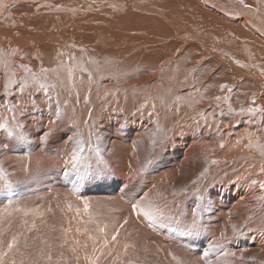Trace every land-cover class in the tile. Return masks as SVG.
Wrapping results in <instances>:
<instances>
[{
	"label": "bare ground",
	"instance_id": "bare-ground-1",
	"mask_svg": "<svg viewBox=\"0 0 264 264\" xmlns=\"http://www.w3.org/2000/svg\"><path fill=\"white\" fill-rule=\"evenodd\" d=\"M29 1L31 0H0L1 89H4L5 87L3 83V81L6 80L5 78H7L9 75L11 77L10 71L12 70L9 67L10 64L14 65L21 63L25 64L27 67L38 66V70L40 69L39 73L42 75V77H39V80H45L44 86H47L48 88L46 90H49L52 94H55L58 97L64 98L62 103L67 104L68 106L66 108L64 107L62 110H65L64 112L70 115V117L71 115L72 117L75 115L74 119H77V117L79 119V114L86 115L87 111L85 110L89 108H85L84 106L82 108L83 110L79 109L80 106L82 107L81 102H78L79 99L77 100L76 97V99L74 98L73 100L74 103H71V99L67 95L72 92L74 94L82 92L79 91L81 90L79 89L81 88L80 84L81 82L83 84L87 79L82 76L81 80L77 79L79 76L73 77L72 68H76V75L77 72H80L83 69L85 72L90 73L91 70H94L96 73H99L97 74L98 78L101 77L105 79V81L101 80V82L99 81L100 83L96 85V87L100 89L103 86H110L111 81H113V76L118 79V82L127 77V81L129 83L130 75L128 76V74H130L131 71L130 69L129 73L127 72L129 70V65H134L137 67L139 70H135L136 72L134 71V74L138 77H141L143 76L145 69L155 68L156 66L161 65L165 58L169 57V59L171 58L172 63L166 66L167 69L163 72L167 73L172 70L177 72V76L175 75V78H173L174 76H170L172 77L171 79L173 83L176 84L181 78V80L187 79V83H193L197 89L207 90V92H202L204 93L203 96L206 97L207 93V97L209 95V100H216V104L219 107L224 106L223 113H225L226 110H229V112L226 111L224 114L226 117L223 119H220L218 116H213V121L211 120V123H218L222 120L218 126L223 129L221 130L220 134L217 133L215 135L219 136V141H221L223 144L220 143L221 145H217V137H212L211 134L208 133L209 130L206 131L209 142L214 146L215 144L218 146V148L215 147L216 149L213 150V147L210 146V143L208 142L205 143H208L209 147H206V144L202 143L203 141H201L200 144L204 145L205 147L200 145L199 142H196L197 144L194 143L197 134L201 135L204 130L199 132L195 128L196 126L191 123L193 118L190 119L183 113L180 115L175 114L177 110L170 111L168 107L171 105L164 107L162 104V99H156L158 100L156 101L154 98L153 100L152 96L150 97L149 95L151 94L150 92H148L149 94L147 95L148 99L146 98V100L142 101L140 100L141 98H138L140 101L137 100L138 102L133 104V106L126 102V100L128 101L127 98L131 91L129 88L126 89V87H123V91L120 90L121 92L114 96L113 102H104V100L101 102V107L99 108V104H97L99 101L95 102V99H97L95 98V101H93L98 106L93 105L94 108L95 106H97L98 109L101 108L100 110L105 112V115L100 113L101 117L104 115L103 118L99 116L101 118L100 119L98 117L99 113L97 112L101 111H97L96 109L94 111L92 108L93 111L91 110V112L95 113V115L97 114L98 118L95 116L94 117L98 122L94 119L93 121H96L97 123H93V126L90 123L92 128L87 126L90 129L88 130L89 133L86 135L79 133L77 130V136H79V138L81 137V140L78 144L72 145L68 148L69 142L73 139L69 140V138L65 143L64 134L62 138H57L56 136V139L47 143L46 145L43 143L45 147L42 145L40 147L41 149L39 147H35L33 151H30V149L25 150L24 154L30 155L31 158H29L31 160L26 158L27 160H30V162L29 160L26 162L27 160L25 161L24 159L25 156L22 157L25 162L22 163L23 161H21V164H17L15 169L17 174H10L7 169V172L4 173L3 168L2 171H0V183L2 184H4L5 178L13 179L10 181L11 183L21 182L26 180V178L31 173L35 174L36 176V173H39L38 171L44 168H52L55 173V178L49 182L45 181V185L42 187L40 186L41 188L30 190L29 192L23 194L19 193V195H17V193H11L9 196L11 198V204L7 207V209L4 210V204L3 202H0V245H3V247L6 248L13 236L19 239L13 246L12 250H8L7 252L3 249L5 252H7V255H11H9L8 258L7 255L3 256L1 260L2 264H92V260L86 259V257H98L97 264H136L137 260H140L142 257V253L144 251L142 246H148V248L149 246H153V250L149 252L152 254L154 259V261H151L150 258V261L154 262L153 264H166L164 259H167H163L161 248L164 236L160 234V232H162L165 235V231L168 230L166 229V225L160 224V220L157 221L158 223L155 222L154 229H156V232H154V230L150 231L147 228V225L144 226L142 223L144 226L142 227L140 224L142 219L152 220L154 223V220L158 215H153L149 218L144 217L142 214L141 220L138 219L139 222H136L137 224H135L137 225L135 231L132 232V229L129 230L132 232V234H129V241L131 240L134 247L132 246L133 250L131 249L132 251L125 259L126 263H122L124 261H115L117 258L123 259L120 256L117 257L121 250L117 251L116 248V250H111L109 248L111 251H108V248H106L104 243L105 240L110 237L111 231L116 232L115 225L117 223L125 221V218H127V220L130 218L126 217V213L128 212L126 209L128 206L126 205L127 203L124 202H127L128 200V205L131 207L133 203H139L145 200V198L152 201L153 204L161 210L167 209L172 212L174 211L173 213L177 212L179 214H183L185 212L191 213V215L189 214L190 218L188 215H182L180 216L182 218L179 221L180 226H183L184 229V226H187L186 229L188 233L193 232L192 235L189 236L196 237L197 246H191L188 243L185 244L186 246H182V248L176 246L175 252L180 253L179 255H181L185 249L197 251V249L200 248L202 249V252L203 250L208 251L210 248V246L207 244L208 241H214V243L220 242V244H223V246L221 245V249L212 250L213 254L210 253L211 255L209 256V261L212 264L218 256L223 258V256H221L223 253H230L232 248L228 249L227 246L230 242H237V240L245 242L246 239L243 237L245 234H248V229L246 230V227L240 228L238 231L235 230L236 232L232 231L231 228H228L224 233V237H220L219 233L217 234V228L219 229V226L223 224L227 226V222L225 223V220H228V223H232V219L236 221L238 219L240 221L243 220L242 215H239V212L242 213V211L245 209L247 211L248 207H252V204L257 206L259 213L261 209V213H257L258 216L264 215V187H261V182H264V171H261L260 173L257 172L258 169L264 168V158L261 159V157H258L261 159L260 160L254 157V155H252L253 153L250 152L255 151L254 149L256 148V150H259L260 152L264 151V112H256L255 114H252L247 111L248 108L264 109V0H243V2L245 1V4H251L248 12L240 11L241 8H239V5L242 4L241 0H101L102 2H99V5L96 2L99 8V13L96 12L94 15L93 13L86 14V16L88 15V18H85V16L80 17V11H76L75 6L69 8L70 5H75L72 1H76V4H79L80 1L78 0H55L56 2H52V0L41 1L38 7L35 4L26 3ZM11 3H15L13 8L8 6ZM64 4L68 5V8L65 7ZM109 4L110 10L107 9V11L111 13L112 16H103L102 10ZM89 5L91 8V4ZM80 6L81 9H85V12L88 10L86 0H82ZM246 8L248 7L246 6ZM93 10H95V8ZM1 14H3L4 17H1ZM69 14L72 17H70ZM114 14L116 16H114ZM95 20L98 22H95L96 24L94 25L93 22ZM89 21H92V23ZM13 30L16 35L14 34ZM167 39L169 40L160 50V44L163 42L162 40ZM67 41L71 43L67 44ZM140 44H143L144 47L140 48ZM134 48L136 49L129 53L127 57H123V53H127L128 49L130 50ZM172 50L173 52L171 53ZM9 53H11L10 56ZM90 61L94 64L93 67L88 65ZM259 68L263 70V75L259 73ZM41 69H46L47 71L42 74ZM31 72L33 73V71ZM35 72L37 71L35 70ZM126 72L127 75H125ZM109 74L111 75L107 78L106 76ZM84 75L86 74H83V76ZM21 77H23V75ZM98 78H95V80L97 79L96 83L98 82ZM163 78L166 77L164 76ZM33 81L34 80L32 79L29 80L28 86L26 85L27 87H25V90L23 91V96L24 92L26 91H30V93L34 92L35 94L37 93L36 90L33 91ZM114 87L116 86L114 85L113 88ZM164 88L166 89V87ZM39 91L40 89L38 92ZM94 91L97 92L99 90L95 89ZM91 92H93V90ZM158 93L161 94V92H156L154 95H159ZM184 93L180 94L182 95ZM191 94L187 93L189 96ZM31 95L34 94H30V96ZM187 95L186 97H188ZM199 95L201 94L199 93ZM110 96H112V94ZM102 97L105 98V96ZM217 97H220V99L217 100ZM225 97H227V99H225ZM92 98L93 97H91V99ZM29 99L35 100L37 98L31 97ZM83 99H85V97H83ZM178 99H180L179 93L173 95L172 99L169 98L167 100L165 99L164 101L166 102L168 100H172L173 104L179 105L180 101H178ZM51 101H54V99ZM55 101H57L56 98ZM76 102H78L77 105L79 110L77 109ZM11 103L12 107L16 108L18 106L17 104H19L17 103L13 105V101ZM46 103L44 105L51 106L50 104L52 102L50 104ZM29 104L31 103L29 102ZM56 104L57 103L53 104V108ZM103 104L106 105V107L108 106L110 108L109 110L113 111V113H107V111L102 108ZM167 104L170 103L167 102ZM184 104L185 103L181 104V106H187V102L186 105ZM188 104L191 105L190 103ZM21 105L25 106V104ZM86 105L88 106V104ZM196 105L197 104H195V106ZM7 106L8 105H6V107H4L2 110H5V108L9 107ZM26 106L23 108H26ZM212 106L214 105L212 104ZM108 107L106 109H108ZM59 108L62 107L59 106ZM126 108L127 110L130 108L131 110H128L129 112H125ZM30 109L29 107L27 108V110L32 111ZM35 109L33 111H35ZM56 109L58 108L56 107ZM56 109L52 111H56ZM139 109H146V111H143V114H140L138 112ZM241 109H245V111L241 112ZM2 110L0 111L4 113L5 111L3 112ZM10 110L15 111L14 113L17 112L15 108ZM80 110L86 113H80ZM6 111L8 116H11V111ZM19 112L20 109L18 110V113ZM93 113L92 115H94ZM198 115L199 113L195 116ZM0 116H2L1 113ZM3 116H5V114ZM12 116L14 117V115ZM23 116L26 115L23 113L22 117ZM29 118L32 117L29 115ZM81 118L84 117H80V119ZM90 118H88V120ZM38 119H36V121H38ZM42 119L41 121L44 122L45 118L44 120ZM233 119L236 123L233 122ZM26 120L28 119L26 118ZM51 120H53V118ZM85 120L87 123V119ZM84 121L83 124L85 126ZM238 121H240V123H237ZM14 122H16L15 119ZM25 122H23V124ZM76 122H78V120H76ZM46 123L49 122L47 121ZM207 124H209V122H207ZM225 124H227V129L225 128ZM84 126L82 125L83 128ZM9 127L12 128L13 126H10L9 124ZM21 128L23 129L22 126ZM21 128L19 131L22 130ZM74 129H77L75 125ZM52 134H55V132ZM69 134L71 135V133ZM69 134L67 135L68 137H70ZM208 134H210L211 137H209ZM95 136L100 137V139L102 137V143H100V139L94 138ZM0 137L2 138V136ZM207 138H203L202 140L207 141ZM144 141H146L145 146L148 143L147 141H149V144L151 142V146L148 144V147L151 149L150 152H148L147 148L142 145ZM163 141L166 142V146H163L166 149L165 158L158 157V150L159 147L162 146ZM24 145H22V147H24ZM197 145L200 147L199 152L201 154L207 155V148L212 149L213 152L215 151L214 153L210 152L209 157L211 158H209L208 161L206 155L205 157L200 155L204 158L203 163L195 158V162H199L197 165L200 166V170L202 168V170H204V163L207 165L211 164V167H208L211 170L210 174L206 175V171L205 174L199 171L198 175L196 174L195 170L194 175L196 174V179H192V181H190L189 187L188 183L187 187L183 189H177L180 187H178V185H176L177 188L176 186L175 188L171 187L170 183L172 182H170L168 185V180H166V182L165 179H162L163 177L165 178V173L171 171L172 164L175 163V161L178 159V156H182V159H185L189 156L187 161L191 158L193 159L194 152L192 150H194V146L197 148ZM77 146L80 149V159L75 162L74 168L73 164L69 163L68 161H70V153ZM3 148H5V146ZM3 148H1V150ZM140 148L141 153L145 154L144 157L142 156V160H140L144 161L143 163H140L137 159ZM229 151L235 152L237 157H234L235 155L233 156L234 158L232 157L231 159L227 157L229 160L226 161L225 164L220 165V162L216 160V154L218 155V152L227 153ZM59 153H63L62 157L60 156L61 154L59 155L60 157L58 156ZM243 153L248 155L247 157L245 156V162H236L237 160L239 161L237 158H240ZM225 156H227V154ZM15 158H17V156ZM227 158L224 159L227 160ZM192 159L191 162L194 161H192ZM222 159L219 160L222 162L225 161ZM7 160L8 159H6V162ZM242 160L243 158L240 161L242 162ZM10 161L11 160H9V162ZM4 162L3 164L5 165L6 162ZM11 162L15 161L12 160ZM13 164L14 163H12V166ZM242 164L244 165L241 166ZM9 166L12 167L11 165ZM195 167L193 166V168ZM199 168L197 170H199ZM97 169H102V172L97 174ZM191 171H193V169H191ZM181 172H183V170H180L179 174H181ZM187 173L189 174V172ZM179 174H175V176H179ZM200 175L203 176V181L205 178L207 179L209 186L211 185V187L213 186L215 189L214 191L217 190L218 194L225 199L226 202H224L227 203V205L223 207L221 205L215 206L211 209L212 214H207V206H203L204 210L201 212L197 221V227L193 229L189 227L193 220L190 205L200 198L197 193V188H203V186H201L202 184H200L203 182L201 181L202 177ZM182 176H184V174ZM191 176H193V174H191ZM198 176L201 178L198 179ZM169 177L171 176H168L167 178L169 179ZM177 178L175 179L179 180ZM188 179L191 180L190 177H188ZM95 180H97L98 184H95ZM171 180H173V178ZM253 181H256V183H253ZM176 182L177 181H175V184H178V182ZM205 185H207V183ZM170 188L177 193L180 190V193L183 195L184 193L191 192L187 199H179L183 206L180 202H178L177 194H172ZM27 189L28 188H26V190ZM122 191H126V201L124 202L123 200L122 202L119 201V198L117 199L118 195ZM5 199L6 196L5 198H0V201H5ZM221 201L223 202V200ZM85 202L88 204L87 209H85ZM216 202L218 204L222 203L220 200L219 202ZM216 202L213 203L216 204ZM205 203H207V196ZM233 204L235 205L234 207H232ZM230 207L232 208L230 209ZM237 210H239V212ZM251 214L254 213L252 212ZM248 215L250 214L248 213ZM164 217L166 216H163V218ZM217 219H219L222 223H220ZM173 221L171 225L173 224ZM244 221L247 220L244 218ZM250 221L251 220H249V222ZM176 223L174 224L178 227L179 223ZM119 225H117V227ZM127 225H129V223ZM132 226L133 224H131V228ZM119 227L122 226L120 225ZM150 227H152V225ZM220 228L222 230L221 226ZM127 229H129V226L126 227L125 232ZM168 232H170V230ZM257 232L259 231L255 230L253 233L248 235L247 244H249L250 241H256L258 244L256 246L262 247L263 249L264 231L259 233V236L255 235ZM111 233L113 234V232ZM128 233H126V236ZM122 234L124 235V233ZM129 236H127V238ZM119 238L121 239V237ZM200 243H203V246H200ZM125 244L127 245V243ZM107 246L110 247L109 245ZM122 246L125 245L122 244ZM164 246L165 245H163V247ZM239 246L241 245L239 244ZM168 249L166 250L169 251ZM262 249H260V251L257 249L258 253L262 254ZM126 250L127 248L124 249V251ZM146 250L147 249H145V251ZM257 250L255 252H257ZM247 253L248 251L246 254ZM258 253L256 254L259 255ZM126 254L124 256H126ZM168 254L171 256V253L168 252ZM173 254L175 255L174 252ZM184 255L186 254L184 253ZM167 256L168 255L165 257ZM173 257L176 258V256ZM145 258L147 259V257ZM190 258L192 257L190 256ZM180 259L182 260L181 257ZM109 260H112V262H109ZM219 260L221 261V259ZM238 260H240V258ZM258 260L260 261L261 259ZM175 261L173 259L172 262ZM235 261L236 260L234 259V262ZM172 262L169 261V263ZM232 263L233 262H231V264ZM140 264L143 263L140 262ZM196 264L201 263H199L198 260Z\"/></svg>",
	"mask_w": 264,
	"mask_h": 264
},
{
	"label": "rangeland",
	"instance_id": "rangeland-1",
	"mask_svg": "<svg viewBox=\"0 0 264 264\" xmlns=\"http://www.w3.org/2000/svg\"><path fill=\"white\" fill-rule=\"evenodd\" d=\"M32 1V0H31ZM31 1H29V2H26V3H32V4H35L37 7H38V5H39V3L41 2V1H50V0H33L32 2ZM55 0H52V2H54ZM57 1V0H56ZM55 1V2H56ZM59 1V0H58ZM60 1H62V0H60ZM63 1H66V0H63ZM78 1H80L79 2V4L77 3L76 4V1H72L73 2V4H75V5H73V6H69V8H72V7H76L75 8V10L76 11H80L79 13L81 14V15H79L80 17L82 16V17H84L85 16V18L88 16H86V14H90V13H93V15L96 13V12H98L99 13V8H98V3L99 2H102V1H104V0H94V1H92V0H86L87 1V7H88V10H86V12H85V9L83 10V8L81 9V2H82V0H78ZM89 2V3H88ZM94 2V3H93ZM96 2H97V4H96ZM38 3V4H37ZM13 6H12V5ZM11 4H9L8 6H10V7H14L15 6V3H11ZM43 4V3H42ZM57 4V3H56ZM61 4H63V3H61ZM89 4H91V8H90V5ZM65 5V7H67L68 5H66V4H64ZM77 5V6H76ZM245 5V6H244ZM7 6V7H8ZM97 6V7H96ZM246 6L248 7V8H246ZM251 6V4H249V3H247V4H245V1L242 3V4H240L239 5V8H241V10L240 11H249V7ZM93 7V8H92ZM109 7V8H108ZM68 8V7H67ZM78 8V9H77ZM80 8V9H79ZM95 8V10H93ZM97 8V9H96ZM107 9L108 10H110V4L109 5H107L106 7H104V9L102 10L103 11V16H112V14L111 13H109L108 11H107ZM91 10V11H90ZM105 11H107V12H105ZM105 12V13H104ZM83 13V14H82ZM70 15V14H69ZM95 16H97V15H95ZM114 16H116L115 14H114ZM1 17H4L3 16V14H1ZM70 17H72L71 15H70ZM88 18V17H87ZM71 19V18H70ZM73 19V18H72ZM74 20V19H73ZM89 22H91L92 23V21H89ZM98 22L97 20H95L94 22H93V24L95 25L96 23ZM5 25H6V23H5ZM4 25V26H5ZM13 32H14V30H13ZM14 34H15V32H14ZM16 35V34H15ZM169 39H167V40H162L163 42L160 44V50L162 49V47L167 43V41H168ZM165 42V43H164ZM67 44H70L71 42H66ZM144 46H143V44H140V48H143ZM139 48V49H140ZM136 48H134V49H128L127 50V53H123V57H127V55L129 54V53H131L133 50H135ZM138 49V48H137ZM130 51V52H129ZM173 52V50L171 51V53ZM10 54L11 53H9V56H10ZM8 55V54H7ZM228 57V56H227ZM230 60H231V58H230ZM232 61V60H231ZM165 62V63H164ZM164 62L161 64V65H159V66H156L155 68H152V69H145V72H144V74H143V76H141V77H138V76H136L135 74H134V71L135 70H139L137 67H135L134 65L132 66H130L129 65V70L127 71L128 73H129V71H130V69H131V71H130V74H128V76L130 75V78H129V83H128V81H127V77L126 78H124V79H122L120 82H118L117 80V78H115L114 76H113V81H111V84H110V86H103L102 88H97L96 87V85L97 84H99L100 82H101V80L102 81H105V79H103V78H98V76H97V74H99V73H96V71H90V73L89 72H85V70L83 71H80V72H77V75H76V68L74 69V68H72L73 69V71H72V76L73 77H77V76H79L77 79L78 80H81V76L82 77H84L85 79H87V80H85V82L82 84V82H81V84H80V87L81 88H79V89H81V90H79V91H82V92H80V93H69V95H67L70 99H71V103H74L73 102V100H74V98L76 99V97H77V100H78V102L80 103L81 102V105H82V107L80 106V108L79 109H82L84 106H85V108H91L90 109V111H89V109H87V110H85V111H87V113L86 112H84V111H82V110H80V113L82 112H84V114L86 113V115L88 114L89 115V117H88V115H87V117H86V115H83V114H79V119H78V117H77V119L75 118L74 119V117H75V115H73V117H72V115H71V117H70V115H68L67 113H65L64 111L65 110H62L64 107L66 108L68 105L67 104H63L62 102H63V100H64V98H61V97H58V96H56L55 94H52L49 90L47 91L46 89H48L47 88V86H45L44 88H41V87H39L40 85H44L45 83V80L43 79H41V80H39V77H42V75L39 73V70H38V66L36 67V66H32V67H27L28 69H30L31 71H33V73L34 74H36V77H37V80L36 81H33L34 82V88H33V91L34 90H36L37 91V93L35 94L34 92H31L30 93V91H26V92H24V96H23V92H21L20 91V88H19V85H20V83H21V81L22 80H25V78H27V81H26V85L28 86V84H29V80H31V77H29V74L24 70V68H22L21 67V65H25V64H21V63H17V64H14V65H11L10 64V68H11V70L12 71H10V74H11V77H10V75L7 77V78H5L4 80L5 81H3V83H4V86L5 85H7V90L5 89V87H4V89H1L0 88V110H2L4 107H6V105H11L12 103V101H13V105H15V104H17V103H19V104H17L16 106H17V108L16 107H12V105L11 106H9L10 107V109H13V108H15L16 110H17V112L16 113H14L15 111H13V110H10L9 109V107L8 108H5V110H2L4 113H2L1 111H0V113H1V115L2 116H0L1 117V121H0V124H3V123H5L6 121V123L8 124V126H9V124H10V126H13V127H15L17 124L19 125L20 124V126H22L23 127V129L21 130V132H23L24 133V135H25V137H27L25 140H18V139H16V138H14V137H10L8 134H7V132L5 131V129H3V128H0L1 130H0V136H2V138L0 137V151L2 152H0V164L2 165H0V169L2 170V168H3V172L4 173H6L7 172V170H8V172H10V174L11 173H16V166H17V164H21V161H23L22 163H24L27 159L26 158H29L30 157V155H26V154H24V151L25 150H29L30 149V151H33L34 150V148L35 147H41L42 145H46L47 143H49V142H51V141H53L54 139H56L55 137L57 136V138H62V136H63V134H64V136H65V143L68 141V139L69 140H72V141H70L69 142V144H68V148L69 147H71L72 145H76V144H78L79 143V141L81 140V137L79 138V136H77L78 135V133H77V130H78V132L79 133H82V134H84V135H86L87 133H89L88 132V130L90 129V128H92V126L94 125L93 123H95L97 120H96V118H98L101 114L100 113H102V114H104L105 115V112H103V111H101L100 109H98L99 107H101L100 106V104H101V102L102 101H104V102H107V101H111V102H113L114 101V96H116L117 95V93H119V92H121L120 90H122V88L123 87H126V89H130L131 91H130V95H128V101L126 100V102L130 105L131 104V106H133V104H135V103H137L138 101H140V100H142V101H144V100H146V98H147V95L149 94L148 92H150L151 94H149L150 95V97L152 96V98H153V100H154V98H155V100L156 99H158V100H161L162 99V104H163V106L164 107H166V106H170V107H168V109H170V111L172 110V111H176L175 112V114H181V113H183V114H185V115H187L188 116V118H190V119H192V121H191V123H193V125L194 126H196L195 128L199 131V132H202L203 130V135L201 134V135H199V134H197V133H195V134H197V136H196V139H195V142L194 143H196V142H199V144L201 143V141H203L202 143L204 144L205 142H208V143H210L209 142V139L207 138V133H206V131L207 130H209V132L208 133H210L211 134V136L212 137H214L215 136V138L217 137V140H216V144L218 145H221V144H223V143H221V141H219V136H216L215 134H217V133H219L220 134V132H221V130L223 129V128H221L220 126H218V125H220V123H221V121L220 122H218V123H215V122H213V123H211L212 121H213V116H218L220 119H223V118H225L226 117V115H224L225 113H226V111L227 112H229V110H226L225 111V113H223L224 111V106H218L217 104H216V100H213V99H211V100H209V95H208V97H207V93H206V97L205 96H203L204 95V93H202V92H207V90H199V89H197L196 87H195V85L193 84V83H187V79L186 80H179V82H177L176 84L175 83H173L172 82V77L173 78H175V75L177 76V72H175L174 70H172V71H169V72H167V73H165V72H163L164 70H166L167 69V67L166 66H168V65H170L171 63H172V60H171V58L169 59V57H167V58H165V60H164ZM21 64V65H20ZM0 65H1V63H0ZM88 65H90L91 67H93L94 66V64L90 61L89 63H88ZM165 65V66H164ZM13 66V67H12ZM19 66V67H18ZM26 66V65H25ZM35 67H36V69H35ZM133 67H134V69H133ZM136 68V69H135ZM16 69V70H15ZM35 70L37 71V72H35ZM133 71V72H132ZM258 71H259V73L260 74H262L263 75V70L261 69V68H259L258 69ZM127 72H126V74L125 75H127ZM136 72V71H135ZM79 73V74H78ZM81 73V74H80ZM165 73V74H164ZM39 74V75H38ZM83 74H86V75H84L83 76ZM104 74V73H103ZM23 75V77H21ZM95 75H96V77L98 78V82L96 83V80H95ZM111 74H109L108 76H106L107 78L110 76ZM89 76V77H88ZM132 76V77H131ZM133 76H136V77H133ZM166 77V78H163V77ZM170 76H172V77H170ZM88 77V78H87ZM95 77V78H94ZM91 78V79H90ZM74 79H76V78H74ZM111 79V80H112ZM169 79V80H168ZM90 80V81H89ZM134 80V81H133ZM37 81H38V83H37ZM41 81V82H40ZM43 81V82H42ZM100 81V82H99ZM178 81V80H177ZM1 80H0V84H1ZM94 82V83H93ZM115 82V83H114ZM167 82V83H166ZM40 83H42V84H40ZM88 83V84H87ZM120 83V84H119ZM180 83H182V84H180ZM94 84V85H93ZM36 85V86H35ZM92 85V86H91ZM116 86V87H114L113 88V86ZM179 85H180V87H179ZM193 85V86H192ZM26 86V87H27ZM83 86V87H82ZM90 86V87H89ZM166 87V89L164 88V87ZM189 86V87H188ZM192 86V87H191ZM35 87H36V89H35ZM38 87V88H37ZM87 89H86V88ZM93 87V88H92ZM121 87V88H120ZM150 89H149V88ZM191 87V88H190ZM19 88V89H18ZM83 88V89H82ZM152 88V89H151ZM157 88H158V90H157ZM164 90H163V89ZM188 88H190V89H188ZM11 89V90H10ZM40 89V91L38 92V90ZM44 89V90H43ZM95 89H97V90H99V91H94ZM101 89H102V91H101ZM104 89V90H103ZM160 89V90H159ZM193 89V90H192ZM197 89V90H196ZM85 90H86V93H85ZM90 90V91H89ZM93 90V92H91ZM107 90V91H106ZM35 91V92H36ZM47 91V92H46ZM88 91V92H87ZM109 91V92H108ZM123 91V90H122ZM127 91V90H126ZM169 91V92H168ZM173 91V92H172ZM185 93H184V92ZM45 92V93H44ZM95 92V93H94ZM156 92H161V94H159V95H154ZM165 92H166V94H165ZM175 92V93H174ZM190 92V93H189ZM197 93V94H195V93ZM21 94V95H19V94ZM47 93V94H46ZM81 93H82V95H81ZM94 93V94H93ZM170 93V94H169ZM179 93V95H180V99H178V101H180V103H179V105H180V107H179V105H175V104H173V102H172V100H168V101H164L165 99L167 100V99H172V97H173V95H176V94H178ZM180 93H184V94H180ZM187 93L188 94H191L190 96L189 95H187ZM199 93L202 95H199ZM10 94H12V95H10ZM19 96H18V95ZM27 94H28V96H27ZM30 94H34V95H31L30 96ZM50 94V95H49ZM74 94V95H73ZM76 94H77V96H76ZM84 94V95H83ZM92 94V95H91ZM105 94V95H104ZM108 94V95H107ZM112 94V96H110ZM135 94V95H134ZM47 95V96H46ZM138 95V96H137ZM163 95V96H162ZM186 95L188 96V97H186ZM194 95H196V96H194ZM198 95V96H197ZM46 96V97H45ZM74 96V97H73ZM102 96H105V98L106 99H109V100H106L104 97H102ZM108 96V97H107ZM133 96V97H132ZM159 96H160V98H159ZM183 96H184V98H183ZM31 97H33V98H37V99H33V100H30L29 98H31ZM45 97V98H44ZM56 98V100L57 101H55V98ZM72 97V98H71ZM83 97H85V99H83ZM91 97H93L92 99H91ZM131 97V98H130ZM195 97H196V99H195ZM16 98V99H15ZM42 98V99H41ZM51 101L52 99H54V101H49L48 99ZM95 98H97V99H95ZM136 98V99H135ZM138 98H141L140 100H138ZM178 98V97H177ZM183 98V99H182ZM189 98V99H188ZM193 98V99H192ZM202 98V99H201ZM13 99V100H12ZM59 99V100H58ZM96 101H95V100ZM132 99H133V101H134V103H133V101H132ZM135 99V100H134ZM148 99V98H147ZM195 99V100H194ZM2 100V101H1ZM10 100V101H9ZM22 100V101H21ZM27 100V101H26ZM40 100H41V102H40ZM83 100V101H82ZM95 102H97V101H99V102H97V104H99V106L97 105V104H95L94 103V101ZM138 100V101H137ZM158 100H156V101H158ZM190 101V102H188V101ZM200 100V101H199ZM215 102H213V101ZM8 101V102H7ZM25 101V102H24ZM31 103V104H29V102ZM46 101H47V103H46ZM51 103H49V102ZM90 101H92V102H90ZM129 101H132V102H129ZM194 101H195V103H194ZM197 101V102H196ZM203 103H202V102ZM4 102H5V104H4ZM16 102V103H15ZM22 102V103H21ZM24 102V103H23ZM27 102V103H26ZM59 102V103H58ZM78 102H76V105L78 104ZM89 102V103H88ZM160 102V101H159ZM167 102L168 103H170V104H167ZM186 102H187V106H181V104H183V103H185L184 105H186ZM192 102H193V104H192ZM42 103V104H41ZM50 104L51 106H49V105H44V104ZM55 103H57L56 105H55V109H56V107L58 108V109H61V110H58V109H56V111H52V110H55L54 108H53V104H55ZM88 104V106L86 105V104ZM91 103H93V104H91ZM154 103V102H153ZM161 103V102H160ZM188 103H190L191 105H189ZM200 103V104H199ZM21 104H25V106L27 105L28 107H29V109H30V107H31V109L30 110H34L35 109V106H36V109H35V111H29V110H27V106H26V108H23V107H25L24 105H21ZM60 104V105H59ZM63 104V105H62ZM83 104H85V105H83ZM166 104V105H165ZM195 104H197L196 106H195ZM199 104V105H198ZM212 104L214 105V106H212ZM5 105V106H4ZM39 105V106H38ZM42 105V106H41ZM89 105H90V107H89ZM93 105H97L98 106V108H97V106H95V108H94V106ZM32 106H33V108H32ZM39 108H38V107ZM48 106H49V108H48ZM59 106L60 107H62V108H59ZM93 106V107H92ZM190 106V107H189ZM198 106H199V108H198ZM41 107H44V108H41ZM47 109H46V108ZM106 107V105H104L103 104V109L105 110V111H107V113H109L110 112V114H112L113 113V111H111V110H109L110 108L108 107V109H106L105 108ZM173 107V108H172ZM178 107V108H177ZM182 107H185V108H182ZM192 107V108H191ZM208 107V108H207ZM210 107V108H209ZM215 107V108H214ZM219 107V108H218ZM53 108V109H52ZM84 108V109H85ZM92 108L94 109V111H95V109L98 111H101V112H97V113H99L98 114V117H97V114L95 115V113H93V112H91V110H92ZM131 108V107H130ZM130 108H128V110H131ZM174 108H176V109H174ZM202 108V109H201ZM217 108V109H216ZM20 109V112L18 113V110ZM52 109V110H51ZM77 109H78V105H77ZM78 109V110H79ZM212 109V110H211ZM6 110H9V111H11L10 113H11V116H8V114H7V111ZM36 110H37V112H36ZM39 110V111H38ZM47 110V111H46ZM109 110V111H108ZM127 110V108H126V111L125 112H127L128 111ZM183 110V111H182ZM187 111V112H185V111ZM199 110V111H198ZM214 110V111H213ZM215 110H216V112H215ZM218 110V111H217ZM8 111V112H9ZM28 111V112H27ZM93 111V110H92ZM143 111L145 112L146 111V109H139L138 110V112L140 113V114H143ZM202 111V112H201ZM35 112V113H34ZM55 114H54V113ZM62 112V113H61ZM67 112V111H66ZM89 112H90V114H89ZM112 112V113H111ZM129 112V111H128ZM132 112V111H131ZM130 112V113H131ZM178 112V113H177ZM201 112V113H200ZM212 112H214V113H212ZM23 113L26 115V116H23L22 117V115H23ZM43 113V114H42ZM51 113V114H50ZM57 113H59V115L57 114ZM92 113L94 114V115H92ZM194 113V114H193ZM199 113V115L198 116H195L196 114H198ZM204 113V114H203ZM206 113H207V115H206ZM5 114V116H3ZM34 114V115H33ZM40 114V115H39ZM45 114V115H44ZM47 114V115H46ZM51 116H50V115ZM53 114H54V116H55V120H54V116H53ZM57 114V115H56ZM190 114V115H189ZM191 114H192V116H191ZM203 114V115H202ZM215 114V115H214ZM12 115H14V117H15V121L17 122H14V119L12 118L13 116ZM29 115H30V117H32V118H29ZM104 115H103V117H104ZM108 115V114H107ZM201 115V116H200ZM223 115V116H222ZM19 116V117H18ZM28 116V117H27ZM35 116V117H34ZM53 116V117H52ZM58 116H59V118H58ZM90 116H91V118H90ZM96 118H95V117ZM190 116V117H189ZM195 116V117H194ZM211 116V117H210ZM3 117V118H2ZM8 117H9V119H8ZM25 117V118H24ZM34 117V118H33ZM62 117V118H61ZM64 117V118H63ZM80 117H84V118H81L80 119ZM101 117V116H100ZM99 117V118H100ZM103 117H101V118H103ZM205 119H203V118ZM26 118L28 119V120H26ZM39 118V119H38ZM43 118V119H42ZM44 118H45V120H44ZM53 118V120H51ZM58 120H57V119ZM60 118H61V120H60ZM67 120H66V119ZM88 118H90L89 120H88ZM100 118V119H101ZM199 118V119H198ZM207 118V119H206ZM209 118V119H208ZM211 118V119H210ZM9 121H8V120ZM17 119H18V121H17ZM30 119H32V120H30ZM36 119H38V121H36ZM41 119L42 120H44V122L43 121H41ZM64 119V120H63ZM85 119H87V123H86V120L84 121ZM96 120V121H93V120ZM100 119H98V120H100ZM21 120V121H20ZM51 120V121H50ZM72 120V121H71ZM76 120H78V122H76ZM201 122H200V121ZM212 120V121H211ZM3 121H5V122H3ZM25 121H27V122H25ZM49 122V123H46V122ZM54 121V122H53ZM64 121V122H63ZM80 121V122H79ZM83 121L85 122V126H84V124H83ZM91 121V122H90ZM202 121H203V123H202ZM2 122V123H1ZM9 122V123H8ZM11 122V123H10ZM14 122V123H13ZM19 122H21V123H19ZM23 122H25L24 124H23ZM34 122V123H33ZM82 122V123H81ZM98 122V121H97ZM96 122V123H97ZM207 122H209V124H207ZM233 122L234 123H236L235 122V120L233 119ZM60 123V124H59ZM61 123H63V124H61ZM65 123V124H64ZM71 123V124H70ZM92 124V126H91V124ZM95 123V124H96ZM237 123H240V121H238ZM12 124V125H11ZM34 124V125H33ZM41 124V125H40ZM46 124V125H45ZM69 124V125H68ZM78 126H77V125ZM228 124V123H227ZM227 124H225L226 126H225V128L227 127ZM43 125V126H42ZM65 125V126H64ZM73 125V126H72ZM74 125H75V127L77 128V129H74ZM82 125L84 126V128L82 127ZM177 125V124H176ZM202 125V126H201ZM26 126H27V128H26ZM50 126H51V128H50ZM53 126H55V127H53ZM63 126V127H62ZM71 126V127H70ZM90 127V128H88V127ZM217 126V127H216ZM12 127V128H13ZM30 127V128H29ZM47 127V128H46ZM53 127V128H52ZM211 127V128H210ZM219 127V128H218ZM10 128V127H9ZM20 128H19V130H20ZM38 128V129H37ZM49 131V129H52V132H51V134H50V136H49V138H48V142L47 143H44V142H42L41 141V136H42V134L45 132V131H47L46 129ZM199 128H202V129H199ZM213 128V129H212ZM11 129V128H10ZM31 129V130H30ZM45 129V130H44ZM220 129V130H219ZM227 129V128H226ZM28 130H29V132H28ZM39 130V131H38ZM55 130V131H54ZM75 130V131H74ZM4 131V132H3ZM31 131V132H30ZM63 131V132H62ZM84 131V132H83ZM55 132V134H52V133H54ZM61 132V133H60ZM65 132V133H64ZM215 132V133H214ZM26 133V134H25ZM33 133V134H32ZM69 133H71V135L69 134ZM6 134H7V136H6ZM69 134V136L70 137H68L67 135ZM210 134H208V136L209 137H211L210 136ZM29 135V136H28ZM38 135V136H37ZM89 135V134H88ZM5 136V137H4ZM54 136V137H53ZM73 136V137H72ZM74 136H75V138H76V140H75V138H74ZM201 136V137H200ZM8 137V138H7ZM72 137V138H71ZM34 138H35V140H34ZM94 138H98V139H100V137H94ZM203 138H207V141L206 140H202ZM14 139V140H13ZM40 140V142H39V140ZM79 139V140H78ZM101 139H103L102 137H101ZM100 139V143H102V140ZM200 139V140H199ZM32 142H31V141ZM62 140H64V139H62ZM2 141V142H1ZM21 141V142H20ZM218 141V142H217ZM76 142V143H75ZM145 142L146 141H144L143 142V144L142 145H144L145 146ZM148 143L146 144V148H147V150H148V152H150V148L148 147V144H149V141H147ZM4 143H5V145H4ZM17 145H16V144ZM38 143H40V144H38ZM44 143V144H43ZM166 142L165 141H163V143H162V146L161 147H159V150H158V157H162V158H165V151H166V149L163 147V146H166V144H165ZM206 144L205 146L206 147H209V144ZM221 143V144H220ZM25 144V145H24ZM29 144V145H28ZM34 144V145H33ZM36 144H38V145H36ZM150 144H151V142H150ZM149 144V145H150ZM197 144V143H196ZM215 144V146L214 145H212L211 143H210V146H212L213 148V150L214 149H216V148H218V146ZM22 145H24V147H22ZM45 145H44V147H45ZM200 145H202V144H200ZM5 146V148H3ZM151 146V145H150ZM202 146H204V145H202ZM204 146V147H205ZM216 147V148H215ZM1 148H3L2 150H1ZM149 148V149H148ZM211 148V147H210ZM41 149V148H40ZM194 150H192L194 153V157H193V159H192V161L193 162H191V159L190 160H188L187 161V159H188V157L187 158H185V159H182V156H178V159L175 161V163L174 164H172V168H171V171H169V172H167V173H165V178L163 177H161L162 179H165V181L166 180H168V185H169V183L170 182H172V183H170V185H171V187H173V188H175V186L176 185H178V187L179 188H177V186H176V188L177 189H183V188H186L187 187V183H188V187H189V183H190V181H192V179L193 180H195L196 179V177H195V175L196 174H198L199 175V171H201V173H206V175H208V174H210V172H211V170H210V168H208L209 166L211 167V164L210 165H207V164H205L204 163V170H200V166L199 165H197L198 163L197 162H195L196 160H195V158L197 159V160H199V161H201L202 163H203V157L202 156H204L205 157V155L204 154H201L199 151H200V147L197 145V148L194 146V148H193ZM212 149H209V148H207V161L209 160V158H211V157H209L210 156V152H213V150ZM257 149V148H256ZM256 149H254L255 151H250L251 153H253L252 155H254V157H256V158H258V157H261V159L262 158H264V155H262L261 154V152L259 151V150H256ZM4 150V151H3ZM197 150V151H196ZM210 150H212V151H210ZM253 150V149H252ZM244 151V150H243ZM257 151H259V152H257ZM148 152H147V155H148ZM215 152V151H214ZM213 152V153H214ZM230 152V151H229ZM227 152V153H222V152H218V155L216 154V160L218 161V162H220L219 164L220 165H223V164H225V162L226 161H228L229 159H231L234 155V157H237V154H235V152ZM248 152V151H247ZM258 154H257V153ZM11 153H12V155H11ZM209 153V154H208ZM221 153H222V155H221ZM229 153V154H228ZM244 153H246V152H244ZM242 154L241 155V157L239 158H237V159H239V161L237 160L236 162H238V163H244L245 162V159H246V157L248 156V155H246V154H248V153H246V154ZM255 153V154H254ZM4 154V155H3ZM9 154V155H8ZM23 154V155H22ZM61 154V155H60ZM62 154L63 153H59L58 154V156L60 155L61 157H62ZM144 154V153H143ZM142 153H141V148H140V150H139V153H138V161L140 162V163H143L144 161H140V160H142V156L144 157L145 156V154L143 155ZM197 154V155H196ZM227 154V156H225ZM7 155V156H6ZM14 155V156H13ZM17 156V158H15L16 156ZM19 155V156H18ZM21 155V156H20ZM66 155V154H65ZM140 155H141V157H140ZM200 155H202V156H199ZM224 155V156H223ZM231 155V156H230ZM256 155V156H255ZM258 155V156H257ZM261 155V156H260ZM8 156H10V157H8ZM25 156V157H24ZM59 156V157H60ZM67 156V155H66ZM221 158H220V157ZM230 156V157H229ZM243 156V157H242ZM246 156V157H245ZM5 157V158H4ZM6 157H8V158H6ZM13 157V158H12ZM22 157H24V159H25V161H24V159H22ZM139 157H140V159H139ZM181 157V158H180ZM217 157H218V159H217ZM222 157H223V159H222ZM229 159H228V158ZM233 157V158H234ZM20 158V159H19ZM31 158V157H30ZM29 158V159H30ZM200 158V159H199ZM227 158V160H225V159ZM243 158V160H242V162L240 161L241 159ZM4 159V160H3ZM6 159H8L7 160V162H6ZM28 159V160H29ZM144 159V158H143ZM219 159H222V160H225V161H220ZM258 159H260V158H258ZM260 159V160H261ZM1 160H2V162H1ZM9 160H14L15 162H9ZM17 160V161H16ZM18 160H20V161H18ZM28 160L26 161V162H28ZM31 160V159H30ZM30 160H29V162H30ZM179 160V161H178ZM210 160H213V159H210ZM8 164V166H7V164L5 163V162ZM190 161V162H189ZM3 162L5 163V165L3 164ZM188 162V163H187ZM195 162V163H194ZM12 163H14L13 164V166H12ZM178 163V164H177ZM222 163V164H221ZM180 164V165H179ZM186 164V165H185ZM188 164V165H187ZM193 164H196V165H193ZM9 165H11L12 167H10ZM244 164H242L241 166H243ZM191 166V167H190ZM193 166L195 167H198L199 168V170H197L198 168H193ZM240 166V167H241ZM173 167H174V169H173ZM185 167V168H184ZM183 168V169H182ZM7 169V170H6ZM191 169H193V171H191ZM207 169V170H206ZM6 170V171H5ZM10 170V171H9ZM12 170V171H11ZM46 170V171H45ZM47 170H50V171H47ZM53 172H52V171ZM180 170H183V172H181V174L183 175L184 174V176H182L181 174H179L180 173ZM195 170H196V174L194 175V172H195ZM208 170H209V173H208ZM15 171V172H14ZM41 171V172H40ZM189 172V174L191 173V172H193V173H191V174H193V176H191V174L189 175L187 172ZM206 171V172H205ZM39 173H36V176H35V174H33V173H31L27 178H26V180H23V181H21V182H16V183H11L10 181H12L13 179H11V178H5V180H4V184H5V187H4V184H2V183H0V198H2V197H4L5 198V196H6V199H5V201H0V202H3V204H4V210L5 209H7V207L11 204V202H10V195H11V193H13V194H16L17 193V195H19V193H26V192H29L30 190H35V189H38V188H41L42 186H44L45 184L44 183H46V182H49V181H52L54 178H55V173H54V170L52 169V168H44V169H41V170H39L38 171ZM257 172L258 173H260L261 172V169H258L257 170ZM46 173H47V175H46ZM51 173V174H50ZM172 173V174H171ZM187 173V174H186ZM17 174V173H16ZM37 174H38V176H37ZM42 174V175H41ZM175 174H179V176L178 175H176L175 176ZM186 174V175H185ZM46 175V176H45ZM51 175H52V177H51ZM166 175H168V176H171V177H169V179L167 178L168 176H166ZM188 175V176H187ZM32 176H34V177H32ZM174 176H175V178H177V179H179V180H176L175 178H174ZM182 176V177H181ZM201 176V175H200ZM198 176V179H200L201 177V181H203L202 179H203V176ZM15 177V176H14ZM41 177H42V179H41ZM47 179H46V178ZM180 177H181V179H180ZM185 177V178H184ZM188 177H190V179L191 180H189L188 179ZM173 178V180H171V179ZM205 178V177H204ZM161 179V180H162ZM183 179H184V181H183ZM189 180V181H187V180ZM40 180H42L43 181V183H42V181H40ZM186 180V181H185ZM7 181V182H6ZM46 181V182H45ZM175 181H177L178 182V184H175ZM182 181V182H181ZM200 181V182H201ZM27 182V183H26ZM167 182V181H166ZM176 182V183H177ZM184 182V183H183ZM195 182V181H194ZM10 183V184H9ZM23 183H24V185H23ZM36 183V184H35ZM185 183H186V185H185ZM207 183V185H205ZM95 184H98L97 183V180H95ZM173 184V185H172ZM196 184V183H195ZM195 184H194V186H195ZM200 184H202L201 186H203V188H197V193H198V196L201 198V197H203V200H201L200 198L197 200V201H195V202H193L191 205H190V210H191V212H192V208H195L196 207V203L197 204H202L203 206H207V214H212V211H211V209L212 208H214L215 206H218V205H221L222 207L223 206H226L227 205V203H225L226 201H225V199L223 198V197H221L219 194H218V192H217V190L216 191H214L215 189L213 188V186L211 187V185L209 186V183H208V181H207V179L205 178L204 179V181L203 182H201ZM35 185V186H34ZM182 185V186H181ZM185 185V186H184ZM199 185V184H198ZM6 186H8V187H6ZM23 186V187H22ZM38 186V187H37ZM41 186V187H40ZM3 187H4V189H3ZM12 189H11V188ZM17 189H16V188ZM31 187V188H30ZM26 188H28L27 190H26ZM213 188V189H212ZM1 189H3V190H1ZM23 189V190H22ZM171 189V188H170ZM169 189V190H170ZM16 191V192H15ZM171 192H172V194H177V200H178V202H180L181 203V201L179 200V199H187V197L188 196H190V194H191V192L190 193H184V195L183 194H181L180 193V190L178 191V193L177 192H175V191H173L172 189L170 190ZM2 192V193H1ZM175 192V193H174ZM213 192V193H212ZM215 192H217V193H215ZM179 195V196H178ZM214 195V196H213ZM125 196V197H124ZM206 196H207V203H205V199H206ZM119 198V199H118ZM125 198V199H124ZM117 199L119 200V201H121L122 202V200H123V202L124 201H126V191H122L119 195H118V197H117ZM219 200H220V202H222L221 200H223V202L222 203H220V204H218L216 201H218L219 202ZM225 201V202H224ZM8 204H7V203ZM128 200H127V202H124V203H127L126 205L129 207H127V209H126V211H128L127 213H126V217H130V218H128V220H127V223H125V221H123V222H120V223H117L116 225H115V229H116V232L115 231H111V232H113V234L114 235H116L117 237H116V241H112V236H113V234L110 232V237L107 239L108 241L109 240H111V241H109L107 244H106V248H108V251H111V250H116L117 249V251H120V255L118 254V256L117 257H121V258H123V259H120V258H117V259H115V261H120V262H122V261H124V262H122V263H126V261H125V259L127 258V256H128V254L133 250V243L131 242V240L129 241V239H130V236H129V234H132V232H134L135 231V229H136V226L137 225H135V224H137L138 222H139V220H141V218H142V214H140L139 216L137 215V214H135L133 211H132V207H130L129 205H128ZM216 202V204H214V203ZM213 203V204H212ZM181 205H182V203H181ZM194 205V206H193ZM183 206V205H182ZM230 206V205H229ZM235 205L233 204L232 205V207H234ZM254 204H252V207L250 208V207H248V209H247V211H246V209L245 210H243L242 211V213L241 212H239V210H237L240 214L239 215H242V219L243 220H233L232 219V223H228V220L226 221L225 220V223L227 224V226H225L224 224L223 225H220L221 227H222V230H221V228H220V226H219V229L217 228V234L219 233V235H220V237H221V232L222 233H225V231L228 229V228H231V230L232 231H238L240 228H245L246 227V230L248 231V234H245V236L243 237L244 239H246V241L245 242H241L240 240H237V242L238 241H240V242H236V241H234V242H230L229 244H230V246H229V244L227 245L228 246V249H231L230 250V253H235V256L234 255H231L230 253V256L228 255V257H226V256H224V255H221V256H223V258L222 257H220V256H218V257H220V259H221V261L219 262L218 261V259L216 258L214 261H213V263L212 264H214L215 263V261H216V263L215 264H217L218 262V264H231V262H233L232 264H264V248L262 249V247H258V246H256V245H258L257 244V242L256 241H250L249 242V244H247V240H248V235L249 234H251V233H253V231H259V232H257L255 235L256 236H259L260 234L259 233H261V232H263L264 231V215H260V216H262V217H260V216H258V214L257 213H259V209L257 208V206L255 205L254 207ZM232 207H230V209L232 208ZM210 208V209H209ZM250 208V209H249ZM254 208V209H253ZM256 208V209H255ZM130 210V211H129ZM211 212H210V211ZM258 210V211H257ZM161 211H163L162 212V215H160V217H159V215L156 217V219L154 220V223H153V221L152 220H148V219H142L141 221H140V224L142 225V223H143V225L144 226H148L147 228L150 230V231H153L154 230V232H156V229H154L155 227H154V224H155V222L156 223H158L157 221H159L160 222V224H164V225H166V229H168L167 231H165V235L162 233V232H160V234H162L163 236H164V238H163V241H162V246H161V248H162V254H163V259L164 258H166L167 260H165L164 259V261L166 262V264H191L192 262V264H194V261H195V264H196V262L199 260V263H201V264H205V257H204V253L207 251H205V250H203V252H202V249H200V248H198L197 249V251L196 250H189V249H185L182 253H181V255H179L180 253H177V252H175L176 250H175V247L176 246H178L179 248H182V246H186L185 244H190L191 246H197L196 245V237L195 236H189V235H192V233L193 232H191V233H188L187 232V226H184L185 227V229L183 228V226H180V219L182 218V217H180V216H182V215H188V217L190 218V216H189V214L191 215V213L190 212H185V213H183V214H179V213H177L176 211V213H173L172 211H169V210H167V209H165V210H161ZM165 211V212H164ZM255 211V212H254ZM245 212V213H244ZM254 213V214H251V213ZM163 213H164V215H163ZM248 213L250 214V215H248ZM256 213V214H255ZM260 213H261V209H260ZM259 213V214H260ZM170 214V215H169ZM178 214V215H177ZM246 214V215H245ZM264 214V213H263ZM135 217H134V216ZM163 216H166V217H164L163 218ZM169 216V217H168ZM170 216H171V218H172V220H171V218H170ZM257 216V217H256ZM134 217V218H133ZM140 217V218H139ZM249 217V218H248ZM137 218V219H136ZM160 218V219H159ZM166 218V219H165ZM177 218H179V219H177ZM244 218H245V220H247V221H244ZM258 218V219H257ZM263 218V219H262ZM125 219H127V218H125ZM139 219V220H138ZM176 219V220H175ZM241 219V218H240ZM134 220V221H133ZM136 220V221H135ZM144 220H146V221H144ZM167 220V221H166ZM171 220V221H170ZM174 220V221H173ZM220 223H222L219 219H217ZM249 220H251L250 222H249ZM131 221V222H130ZM142 221H144V222H142ZM172 221H173V224L171 225V223H172ZM179 221V222H178ZM240 223H239V222ZM137 222V223H136ZM151 222V223H150ZM168 222H170V223H168ZM176 222H178V223H176ZM129 223V225H127ZM168 225H167V224ZM174 223H176V224H178V227H177V225H175ZM237 223V224H236ZM122 226V227H119L120 225ZM127 226H126V225ZM131 224H133V226H134V229H133V226H132V228H131ZM139 224V225H140ZM170 224V225H169ZM117 225H119L118 227H117ZM140 225V226H141ZM142 225V227H144ZM152 225V227H150ZM233 225H235L236 226V229L234 230L233 229V227L232 226ZM245 225V226H244ZM128 227L129 226V229H127L126 230V232H125V229H126V227ZM169 226V227H168ZM240 226H244V227H240ZM249 226V227H248ZM174 227V228H173ZM238 227V228H237ZM257 227V228H256ZM263 228V229H261V228ZM119 228V229H118ZM182 228V229H181ZM224 228V229H223ZM254 228V229H253ZM132 229V230H131ZM173 229V230H172ZM253 229V230H252ZM117 230H119L118 232H117ZM129 230H131V231H129ZM170 230V232H168ZM250 230V231H249ZM124 231V232H123ZM221 231V232H220ZM235 231V232H236ZM252 231V232H251ZM77 232V231H76ZM128 232H130V233H128ZM174 232V233H173ZM118 233V234H117ZM120 233V234H119ZM122 233H124V235L122 234ZM126 233H128L127 234V236H129L128 238H127V236H126ZM259 234V235H258ZM125 236H126V238H125ZM1 237V236H0ZM119 237H121V239L119 238ZM183 237V238H182ZM194 237V238H193ZM198 237V236H197ZM125 239V240H124ZM17 240H19L18 238H17ZM121 240V241H120ZM124 240V241H123ZM171 240V241H170ZM181 240H183V241H181ZM129 242V243H128ZM191 242V243H190ZM213 242V243H212ZM237 244H236V243ZM251 242H253V243H251ZM125 243H127V254H126V251H124V249H126L125 248V246H122V244H124V245H126ZM166 243V244H165ZM216 243V242H215ZM116 244V245H115ZM129 244V245H128ZM131 244V245H130ZM178 244V245H177ZM181 244V245H180ZM203 243H200L199 245L200 246H203L202 245ZM207 244L210 246V245H212V244H214V241H208L207 242ZM236 244V245H235ZM239 244L241 245V246H239ZM245 244V245H244ZM107 245H109L110 247H108ZM112 245H113V247H112ZM121 245V246H120ZM163 245H165L164 247H163ZM198 245V246H199ZM222 246H223V244H221ZM0 246H2V247H0V249H1V251L0 252H5V251H7L8 252V250H12V249H8L7 247L6 248H4L3 247V245H0ZM133 246V247H132ZM167 246V247H166ZM174 246V247H173ZM225 246V245H224ZM235 246V247H234ZM245 246V247H244ZM253 246V247H252ZM143 247V253H142V257L140 258V260L138 259L137 260V262H136V264H140V262L141 263H145V264H153L154 262H151V261H154V259H153V257H152V254H150L149 252L150 251H152L153 250V246H149V248H148V246H142ZM168 247H169V249H168ZM248 247V248H247ZM111 250H110V249ZM114 248V249H113ZM116 248V249H115ZM124 248V249H123ZM165 248V249H164ZM236 248H238V249H236ZM5 251H4V250ZM129 249V250H128ZM132 249V250H131ZM145 249H147L146 251H145ZM151 249V250H150ZM166 249H168L169 251H167ZM172 249V250H171ZM234 249V250H233ZM244 249V250H243ZM250 251H249V250ZM260 251V249H262L261 250V252H262V254L261 253H258V250ZM257 250V252H255ZM171 251V252H170ZM205 251V252H204ZM209 251V250H208ZM248 251V253L246 254V252ZM252 251V252H251ZM6 252V253H7ZM126 254V256H124L125 254ZM168 252L169 253H171V256H170V254H168ZM173 252L175 253V255L173 254ZM242 254H241V253ZM121 253H123V254H121ZM152 253V252H151ZM184 253L186 254V255H184ZM192 253V254H191ZM213 254V251H210L209 252V255H208V257H207V260L209 261V256L211 255V254ZM240 253V254H239ZM256 253H258L259 255H257ZM165 254V255H164ZM173 254V255H172ZM178 254V255H177ZM188 254V255H187ZM191 254V255H190ZM203 254V255H202ZM246 254V255H245ZM253 256H252V255ZM9 255H11V254H8L7 255V258H8V256ZM166 255H168L167 257H165ZM199 257H198V256ZM242 255V256H241ZM251 255V256H250ZM173 256H176V258L174 259V257ZM190 256L192 257V258H190ZM194 256V257H193ZM196 256V257H195ZM234 257V259L236 260L235 262H234V259H233V257ZM260 256H261V258H260ZM145 257H147V259L145 258ZM177 257H179V258H177ZM180 257L182 258V260L180 259ZM149 258V259H148ZM150 258H151V261H150ZM199 258V259H198ZM202 258V259H201ZM240 258V260H238ZM242 258H244V259H242ZM247 258V259H246ZM257 258V259H256ZM173 259H174V261L175 262H172L173 261ZM178 259V260H177ZM188 259V260H187ZM189 259H190V261H189ZM198 259V260H197ZM223 259V260H222ZM229 259V260H228ZM258 259H261L260 261L258 260ZM263 259V260H262ZM148 260V261H147ZM170 262H172V263H169V261ZM179 260H181V261H179ZM226 260V261H225ZM147 261V262H146ZM182 261H183V263H182ZM192 261V262H191ZM218 261V262H217ZM257 261V262H256ZM109 262H112V260H109ZM191 262V263H190ZM0 264H2V261L0 260Z\"/></svg>",
	"mask_w": 264,
	"mask_h": 264
},
{
	"label": "snow or ice",
	"instance_id": "snow-or-ice-1",
	"mask_svg": "<svg viewBox=\"0 0 264 264\" xmlns=\"http://www.w3.org/2000/svg\"><path fill=\"white\" fill-rule=\"evenodd\" d=\"M241 3H243V0H241ZM21 67L24 68V70L29 74V77H31L32 80L35 81L37 79L36 74L32 73L31 70L27 68V66L21 65ZM46 71H47L46 69H41L42 74ZM26 80H27V78H25V80H22L20 85H19L21 92H23L25 90ZM40 87L44 88L45 86L40 85ZM222 87H224V86H222ZM5 89L7 90V85H5ZM216 99L219 100L220 97H217ZM225 99H227V97H225ZM244 111H245V109H241V112H244ZM247 111L252 113V114H255L256 112H264V109L248 108ZM57 114L59 115V113H57ZM13 119H15V117H13ZM20 127H21L20 125H16L14 128L10 129L7 123L0 124V128L5 129V131H7V134L10 137H14L18 140H25L26 137H25L24 133L19 131ZM51 132H52V129H49V131H46L42 134V136H41L42 142H44V143L48 142V138H49ZM261 154L264 155V151H262ZM79 159H80V149L77 146L70 153V161H68V162L72 163L73 167L75 168V162ZM0 171H2V170H0ZM261 171H264V168H262ZM101 172H102V169H97V174H99ZM253 183H256V181H253ZM261 187H264V182H261ZM200 199L203 200V197H201ZM87 207H88V204H87V202H85V209H87ZM131 207H132V211L134 213H136L137 215L143 214L144 217L150 218L153 215H161L162 214L161 209L158 208L156 205H154L153 202L148 200L147 198H145V200H143L139 203H133ZM203 210H204V208H203L202 204H197L196 207L192 209L193 220H192L191 225H189L190 228L195 229L197 227V221H198L200 214ZM125 223H127V219H125ZM232 227L235 230L236 226L233 225ZM224 235H225L224 233H221V237H224ZM112 240L113 241L116 240V235L112 236ZM16 242H17V238L15 236H13L12 240L7 244V248L12 249L13 246L16 244ZM104 243L106 245L108 243V241L105 240ZM125 248H127V245H125ZM220 249H221L220 242H217V243L210 245L209 251H206L204 253L205 264H211V262L207 260L209 252L212 250H220ZM94 252H95V249H94ZM5 255H7L6 252H0V260H2L3 256H5ZM223 255L228 256L229 253L225 252V253H223ZM231 255H235V253H231ZM86 259H91L92 264H97V261H98V257H86ZM174 259H175V257H174ZM217 259L219 260L220 257H217Z\"/></svg>",
	"mask_w": 264,
	"mask_h": 264
}]
</instances>
